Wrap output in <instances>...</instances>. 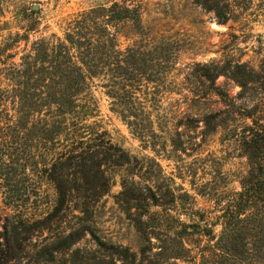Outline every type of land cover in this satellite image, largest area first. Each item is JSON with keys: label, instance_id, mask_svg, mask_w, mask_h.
Listing matches in <instances>:
<instances>
[{"label": "trees", "instance_id": "trees-1", "mask_svg": "<svg viewBox=\"0 0 264 264\" xmlns=\"http://www.w3.org/2000/svg\"><path fill=\"white\" fill-rule=\"evenodd\" d=\"M104 1L70 18L62 36L31 39L29 33L38 25L34 19L26 33L0 49V166L23 160V154L37 158L56 192L53 208L42 218L0 215V264H16L30 252L32 264L56 263L57 254L65 252L60 264H264V61L258 69L241 62L196 66L205 94L216 96L223 107L181 123L187 128L201 123L203 134L214 132L223 119L231 125L242 123L235 133L247 161L240 189L221 200L214 221L220 225L217 235L202 223L203 214L190 222L172 214V190L163 201L159 188L131 181L123 184L116 199L140 236L138 252L94 232L92 246H79L88 231L80 224L38 249L32 246V251L30 240L36 232L63 215L73 199L80 212L88 213L89 204L109 191V171L130 162V154L112 142L99 119L95 82L107 96L109 109L133 134L149 145L157 135L155 120L175 66L176 42L150 38L136 0ZM255 1L194 0L219 22ZM125 23L140 38L120 48L117 34ZM13 45H18L17 52L9 51ZM219 75L239 87L235 95L215 83ZM172 142L176 149L182 145L180 139ZM152 206L161 211H152Z\"/></svg>", "mask_w": 264, "mask_h": 264}, {"label": "rangeland", "instance_id": "rangeland-1", "mask_svg": "<svg viewBox=\"0 0 264 264\" xmlns=\"http://www.w3.org/2000/svg\"><path fill=\"white\" fill-rule=\"evenodd\" d=\"M104 2L0 0V49L11 38L26 33L27 24L34 19L38 20V25L29 33L31 39L48 38L51 34L62 36L70 18ZM136 2L140 4L141 21L150 38L176 42L175 66L168 77V88L160 96L154 145L133 134L109 109L107 96L95 82L92 92L99 102V119L112 142L130 154V162L109 171V191L89 204L88 213L80 212L78 201L73 199L63 215L35 233L30 240L31 247L38 249L51 238L57 239L80 224L88 231L77 244L79 246H92L90 232H94L106 241L138 252L140 236L116 199L123 184L131 181L140 186L147 184L154 190L159 188L163 201L168 200L167 191L172 190L176 195V206L170 205V212L186 222L203 214L202 223L208 224L217 235L220 225L214 221L224 204L221 200L240 189L239 180L246 173L247 161L239 149L235 130L242 123L231 125L223 119L225 121H220L214 132L203 134L201 123L198 127L187 128L181 122L186 117L200 119L204 114L223 107L216 96L205 94V84L196 71L197 64L221 66L226 62H241L255 69L262 64L264 3L256 0L252 7L236 11L225 22H219L213 12L206 11L194 0ZM117 37L120 48L140 38L130 23L121 26ZM9 51L17 52L18 45L11 46ZM215 83L231 96L239 90L224 75H219ZM236 102L240 105L247 103L241 99ZM178 139L182 145L176 149L172 140L177 142ZM22 158L0 166V215L19 213L32 221L51 211L56 192L42 164L37 163L38 159L27 154ZM186 193L189 197L184 196ZM151 210L161 211V208L152 206ZM66 256V252L57 254V262L53 264H60ZM16 264H32L31 252ZM178 264L192 263L180 261Z\"/></svg>", "mask_w": 264, "mask_h": 264}]
</instances>
